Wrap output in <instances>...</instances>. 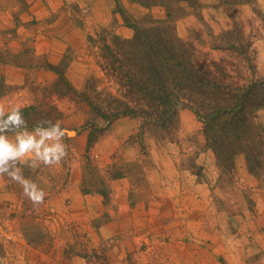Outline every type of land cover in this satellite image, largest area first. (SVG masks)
<instances>
[{
    "label": "rangeland",
    "instance_id": "1",
    "mask_svg": "<svg viewBox=\"0 0 264 264\" xmlns=\"http://www.w3.org/2000/svg\"><path fill=\"white\" fill-rule=\"evenodd\" d=\"M165 3L180 16L130 0H0L6 114L44 101L59 72L77 94L52 98L62 127L74 133L65 137V160L23 169L47 193L45 202L34 208L18 184L0 178V264H264V161L254 174L238 154L231 170L185 107L167 126L109 119L124 88L109 70L107 48L118 50L117 37L134 38L130 23L168 21L195 48L199 67L224 57L216 46L229 43L233 30L252 43L264 78V0ZM42 105L40 118L49 107ZM258 119L264 126V109Z\"/></svg>",
    "mask_w": 264,
    "mask_h": 264
},
{
    "label": "trees",
    "instance_id": "2",
    "mask_svg": "<svg viewBox=\"0 0 264 264\" xmlns=\"http://www.w3.org/2000/svg\"><path fill=\"white\" fill-rule=\"evenodd\" d=\"M130 1L145 7L164 6L169 17L178 15L176 9L174 11L165 3L166 0ZM174 1L175 4L192 3V0ZM153 22L156 25L152 27L130 23L135 30L134 38L122 40L117 37L114 46L118 50L115 52L107 47L111 59L109 70L124 88L123 100H116L120 108L110 114L109 119L131 115L147 117L167 126L175 121L180 107L188 108L202 122L207 146L220 161L228 163L233 170L234 156L245 154L251 171L255 174L256 170H261L264 126L258 119V112L264 109V78L257 77L252 62V43L246 42L243 34L228 31L227 36L232 40L225 46H216L224 57L218 61H205L197 67L193 62L195 48L181 40L175 29L167 25L168 21ZM47 67L56 69L49 63ZM247 72H251L252 78L246 75ZM59 73L61 78L55 86L56 91L47 89L44 101L37 100L33 105L21 108L29 129L45 119L63 121L64 114L58 107L51 106L53 94L60 100L76 98L71 83L62 72ZM41 105L49 107L40 118ZM87 190L83 191L90 192ZM101 192L107 197L105 191Z\"/></svg>",
    "mask_w": 264,
    "mask_h": 264
},
{
    "label": "clouds",
    "instance_id": "3",
    "mask_svg": "<svg viewBox=\"0 0 264 264\" xmlns=\"http://www.w3.org/2000/svg\"><path fill=\"white\" fill-rule=\"evenodd\" d=\"M61 121H38L31 130L20 106L12 107L6 114L0 105V178L18 184L23 195L34 208L45 202L47 193L33 180L25 177L23 169L35 171L58 166L68 155L65 137L74 133L61 126Z\"/></svg>",
    "mask_w": 264,
    "mask_h": 264
}]
</instances>
